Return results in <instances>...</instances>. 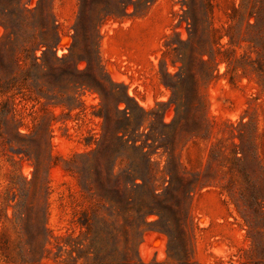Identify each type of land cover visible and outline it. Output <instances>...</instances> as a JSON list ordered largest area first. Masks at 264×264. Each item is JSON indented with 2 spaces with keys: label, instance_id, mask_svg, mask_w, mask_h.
I'll return each mask as SVG.
<instances>
[{
  "label": "rangeland",
  "instance_id": "1",
  "mask_svg": "<svg viewBox=\"0 0 264 264\" xmlns=\"http://www.w3.org/2000/svg\"><path fill=\"white\" fill-rule=\"evenodd\" d=\"M37 1L24 0L31 9ZM40 7L52 14L59 39L45 54L37 50L36 60L24 56L20 40L2 38L0 23V72L16 77L0 94L10 107L0 117V264L39 258L32 205L49 230L41 233L51 251L38 264L82 263L69 260L63 237H84V212L92 216L97 207L123 224L121 213L104 207L111 202L105 162L109 168L115 158L120 177L112 185L117 202H126L131 151L119 138L125 127L136 130L137 144L152 145L145 149L157 178L170 160L184 180L199 173L207 184L185 198V221H172L182 245L168 244L152 223L156 214L128 240L121 228L115 239L102 236L108 247L116 243L119 262L178 264L181 246L194 264L264 260L252 250L239 198L245 186L262 182L264 189V0H43ZM172 97L183 105L177 113ZM121 98L131 122L126 104L116 103ZM94 149L99 166L87 189L65 161ZM176 197L174 189L163 198L167 217Z\"/></svg>",
  "mask_w": 264,
  "mask_h": 264
},
{
  "label": "trees",
  "instance_id": "2",
  "mask_svg": "<svg viewBox=\"0 0 264 264\" xmlns=\"http://www.w3.org/2000/svg\"><path fill=\"white\" fill-rule=\"evenodd\" d=\"M42 1L38 0L36 7L31 9L27 7L24 0H0V23L5 29L2 38H14L15 40L23 42L24 56L29 57L31 60L38 58L35 55L37 50L44 48L42 53L45 54L48 49L54 47L56 41L59 39L58 26L52 14L50 12L44 13L43 10L41 11L40 6ZM39 10L38 17H35V12ZM36 29H38V34L35 33ZM1 44L0 60L2 58ZM209 53L210 58L211 55ZM15 80L14 71L6 75L0 72V94L8 92L13 87ZM172 95H175L174 90H172ZM171 101L175 103V112L177 113L179 108L183 106L182 102L175 100L173 97ZM119 102L126 104L122 112L125 118L131 122L135 118L131 112L132 110L125 99L121 98L116 101L117 104ZM9 111L8 100L0 102V117L6 118ZM142 112L145 116L148 114V112L143 110ZM144 121L145 118H142L139 125L142 126ZM173 122H175V119ZM135 131V129L128 130L125 127L123 128V133L119 135V138L123 140V144L131 151L130 156L127 158L128 168L123 171V185L127 191L126 202H117L116 194L118 187L115 184L112 185V180L115 179V181H118L120 177L119 173L114 172L116 158L111 160L112 163L109 168L108 161L105 162V184L108 185L105 190L107 191L105 197L111 202H108L109 205L107 207L101 206L106 211H110V215L112 216L117 217L121 213L123 215V224L119 225L116 218L113 220L106 219L102 213L98 212L97 207L92 210V216L91 213L84 212L83 218L78 220L81 227L85 228L83 233L84 237L80 238L79 235L73 237L71 234L63 237L64 243L70 245V249L66 250V252L69 260L73 263L77 260H82L81 264H149L140 260L134 261L131 257L127 258L123 263L119 262L116 255V243L108 247V244L102 243V236H109L115 239L121 228L126 240H128L135 232L140 231L143 226L149 224L147 218L152 214L158 216L152 223L158 225L166 233L168 236V244L178 242L179 245H182V236L173 232L172 221H185L188 216L184 207L185 198H189L193 191L205 186L207 182L202 178L203 175L199 173L194 174V177L187 181L184 180L179 175L178 165L176 163L170 165V160L166 162L162 176L157 178L158 171L155 169L151 152L145 149L152 145L147 140L141 144H137L138 140L134 138ZM116 137L118 138V136ZM214 149L215 147H212L211 157L215 154ZM96 152L97 150L94 149L89 153L76 155L65 161L66 170L75 173L78 176L80 184L82 186L85 185L87 189L90 188L86 185V181L90 179L92 172L99 166ZM236 153L237 151H234L233 159L241 161L243 157H237L235 155ZM174 189H176L178 196L175 198L177 204L173 207L166 206L173 214V218H170L164 212L165 203L163 198L165 194L173 192ZM239 198L245 206L243 210L244 215H246L247 237L251 240L252 250L259 252L264 259L263 183L257 182L251 187L245 186L240 190ZM29 208L30 212H32V217L29 220L38 228L35 236L36 244L34 246V252L37 254L41 251V254L39 258L38 256H34L32 259L33 264H38L43 257V253L45 251H51L45 248V244L48 242V236H44L41 233L42 230L47 232L49 230L45 227V223L40 221V208L33 205ZM53 237L56 239L59 238ZM58 244L57 247L61 249L62 246ZM73 252H75V255H73ZM174 257L178 261V264H194L182 252V246ZM253 264H264V260L254 261Z\"/></svg>",
  "mask_w": 264,
  "mask_h": 264
}]
</instances>
